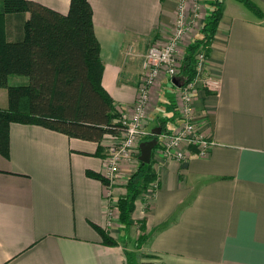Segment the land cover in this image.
<instances>
[{
    "label": "crops",
    "instance_id": "1",
    "mask_svg": "<svg viewBox=\"0 0 264 264\" xmlns=\"http://www.w3.org/2000/svg\"><path fill=\"white\" fill-rule=\"evenodd\" d=\"M28 1L63 15L71 2ZM89 1L103 86L122 115L137 102L149 49L175 29L178 0ZM204 72L221 80L219 91L201 87L194 100L197 126L214 143L210 153L200 157L190 148L183 163L165 156L159 131L182 123L181 87L162 76L145 123L153 135L141 141L134 162L122 165L114 203L105 184L87 172L104 175L109 147L122 133L98 143L11 124L9 156L0 154V264H129V254L140 255V264H264V20L225 0ZM149 143L145 164L156 180L135 203L131 225L119 222L117 210L111 228L107 213L126 196ZM93 225L118 246L104 245Z\"/></svg>",
    "mask_w": 264,
    "mask_h": 264
},
{
    "label": "trees",
    "instance_id": "2",
    "mask_svg": "<svg viewBox=\"0 0 264 264\" xmlns=\"http://www.w3.org/2000/svg\"><path fill=\"white\" fill-rule=\"evenodd\" d=\"M224 1H211V14L185 49L175 77L180 87L196 78L197 54L200 50L208 53ZM235 1L264 20V11L252 0ZM101 53L89 0H71L65 15L33 1L0 0V88L8 91V104L0 108V154L9 156L10 126L15 123L98 143L121 134V113L103 86ZM13 77L23 80L11 84ZM161 133H168L166 126L162 125ZM87 175L108 184L100 174L88 171ZM155 180L152 165L139 163L126 196L117 200L123 226L131 225L135 203ZM93 227L104 245L118 246L108 232ZM145 239L144 235L139 238V248Z\"/></svg>",
    "mask_w": 264,
    "mask_h": 264
},
{
    "label": "built area",
    "instance_id": "3",
    "mask_svg": "<svg viewBox=\"0 0 264 264\" xmlns=\"http://www.w3.org/2000/svg\"><path fill=\"white\" fill-rule=\"evenodd\" d=\"M190 1L178 0L175 29L164 44L154 45L149 49L143 64V78L139 86L137 102L131 112H124L121 115V140L109 147L106 170L103 175L108 182L105 186L108 188L109 203H114L112 190L114 186L120 184L122 165L134 162L141 141L151 134L153 135L145 126L152 89L162 76L176 77L185 49L195 36L193 32L191 33L190 24L193 21H189V13L194 18H198V21L203 19V8L198 4L201 0H193L194 10L193 6L189 9ZM207 59V50H200L197 54L196 78L180 88L179 111L182 123L175 131L162 134L165 156L180 163L186 162L190 158V154L187 153L190 148L195 149L198 156L204 157L210 153L214 145L213 141L197 126L199 117L194 107V100L201 87L210 92H217L221 87L220 79L205 75ZM117 210L118 208L115 207L107 213L111 228L114 227Z\"/></svg>",
    "mask_w": 264,
    "mask_h": 264
},
{
    "label": "rangeland",
    "instance_id": "4",
    "mask_svg": "<svg viewBox=\"0 0 264 264\" xmlns=\"http://www.w3.org/2000/svg\"><path fill=\"white\" fill-rule=\"evenodd\" d=\"M252 1L254 3H256L260 8L264 9V0H252ZM210 3H211V0H206V3H205V0H201L200 2H198V4L201 6V8H203V15L205 14V11L207 12L206 16L211 14L212 7H211ZM192 6H193V0H191L189 3V9H191ZM194 9H195V6H193V10ZM189 21H193L192 24H190L192 27L191 33L193 32V35L195 34V36H196L198 30L201 27L200 21H198V18H194V16H192L191 13H189ZM21 80H23V77H13L10 79V83L14 84L16 81H17V83H21ZM7 104H8V91L4 88H0V107L5 106ZM170 127H172V126L170 125ZM121 243L128 245L129 241H124V238H123V239H121ZM130 243H132V242H130ZM134 246H135V244L132 243L129 247L130 250L134 251V248H133ZM139 261H140V255L129 254V264H140Z\"/></svg>",
    "mask_w": 264,
    "mask_h": 264
},
{
    "label": "water",
    "instance_id": "5",
    "mask_svg": "<svg viewBox=\"0 0 264 264\" xmlns=\"http://www.w3.org/2000/svg\"><path fill=\"white\" fill-rule=\"evenodd\" d=\"M154 143H149L147 146L142 147L141 161L145 163L150 162V156L153 149Z\"/></svg>",
    "mask_w": 264,
    "mask_h": 264
}]
</instances>
